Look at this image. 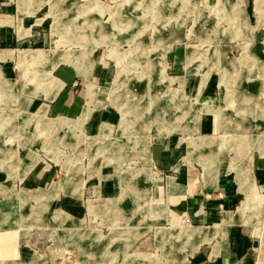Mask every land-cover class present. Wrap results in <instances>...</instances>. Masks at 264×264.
<instances>
[{
  "label": "rangeland",
  "instance_id": "rangeland-1",
  "mask_svg": "<svg viewBox=\"0 0 264 264\" xmlns=\"http://www.w3.org/2000/svg\"><path fill=\"white\" fill-rule=\"evenodd\" d=\"M47 3L38 12L43 18L37 24L36 47L59 51L55 64L75 60L72 63L82 69L81 75L90 72L91 79L78 78L75 85L62 88L52 105L39 111L43 98L33 101L30 110L16 108L17 97L7 95L13 86L0 87L4 105L0 104V170L6 167L10 177L16 172L22 178L34 161L18 158L20 149L51 136L57 151L53 157L46 154L52 161L43 153L40 160H57L58 179L47 189L23 190L18 199L0 196L4 206L0 230L8 233L0 235L7 244L0 247V255L10 256L9 264L14 260L19 264H188V257L206 239V228L194 226L199 223L188 213H177L175 219L169 213L162 182L168 172H161L163 168L151 158V146L170 152L176 161L190 154V160L203 163L200 171L216 179L221 160L235 157L230 167L237 197L229 220L242 222L259 238L264 183L257 177V166H252L253 172L250 164L258 154L264 158V0ZM22 47L34 45L25 42ZM178 48L182 62L176 71L170 55ZM24 53L21 61H37ZM104 63L110 70L107 80L98 76ZM233 63H240V71H234ZM182 75L192 77L186 79V86L175 80ZM214 75L226 80L214 85ZM245 75L253 82L236 85ZM45 76V80L51 77L49 72ZM53 83L43 86L48 98ZM58 84L60 89L62 83ZM70 94L75 101L55 107ZM16 106L20 107L17 102ZM91 108L90 113L108 108L117 115L110 125L93 129ZM215 112L222 117L221 131L199 129L200 119L204 121L207 114L214 117ZM38 115L50 120L52 127ZM32 122H38L37 128L26 134L24 128ZM243 141L254 145L244 146ZM102 168L112 171L108 176L116 180L115 193L97 191L95 180ZM4 187L0 184V189ZM60 191L75 195L62 193L54 199ZM57 206L72 216L61 209L52 213ZM16 240L30 252L16 254Z\"/></svg>",
  "mask_w": 264,
  "mask_h": 264
},
{
  "label": "crops",
  "instance_id": "crops-1",
  "mask_svg": "<svg viewBox=\"0 0 264 264\" xmlns=\"http://www.w3.org/2000/svg\"><path fill=\"white\" fill-rule=\"evenodd\" d=\"M47 1L48 0H0V6L4 10V12L0 14V87L4 85L13 86V88H11L13 89L12 92L9 93L8 91L7 95L17 97L16 102L20 105V107L16 106L15 102L16 108L29 109L28 107L33 101H38V98H43L45 101L42 102L37 111L41 110L42 106H46L43 108L47 109V107L52 105L51 103L55 101L62 88L67 85H75L78 78L91 79L90 72L84 73L83 76L81 75L80 70L82 69L72 63L75 60L60 61L55 64L54 59L55 56H58L59 51L57 52L55 49L44 50L36 47V44L40 42V40L36 38V33H38L37 24H39L43 18L38 16V12L44 5L49 4ZM24 10L27 11L24 12ZM45 40L47 41V34L45 35ZM25 42L34 45V47H22V44ZM181 50L182 49L178 48L170 55V60L171 58L174 60L171 67L176 71L180 69L179 66L182 62ZM24 52H28L29 57L31 52H41L42 56L37 61H31V59L28 58L29 60L24 62L21 61L20 58L21 54ZM49 53L52 54V57L50 58L48 55ZM61 62L64 64H60ZM19 63H22L23 65H20ZM233 65L234 71L237 69L240 71V63H233ZM184 66L187 68L186 65ZM177 67L179 69H177ZM109 71V67L106 63H104L102 68L99 69L98 76L103 80H107ZM48 72L51 77L50 79L45 80V73L48 74ZM31 74H33V78L29 77ZM186 79H192V77L182 75L178 76V79L175 80H179V82L184 83L186 86L188 85ZM225 80L226 79H224V81ZM56 81L58 83H62L60 89V84L53 83ZM171 81L173 80H169V83ZM213 81L214 85L217 86L224 83V81H220L216 75H214ZM245 81L253 82L251 78L246 77L245 75V77H241L239 79L236 85L245 83ZM254 82L258 85L261 84L257 80ZM51 83H53V92L51 93L52 98H48L43 86L48 84L50 85ZM28 84L29 87H27ZM94 84L96 85V83ZM30 85L31 90L29 89ZM73 101H75L74 96L70 94L65 103L60 102L59 104H55V107H64L65 104L68 105ZM0 104L4 106L1 101ZM92 109L93 108L90 109L88 115H90L89 119H91L89 127H93V129H97V127L102 128L104 125H110V121L114 120L117 115L116 111L108 108L99 111L93 110L92 113H90ZM212 116V114H207L205 115L206 118L204 121L203 119H200L199 129L202 131L203 129H207L208 132L214 129V133L221 131V115L218 112H215L214 117ZM87 117L84 116L85 119ZM32 118L34 117H31V119ZM38 119L43 120L44 116L38 115ZM68 120H73V118H68ZM213 120L214 123H212ZM43 121L47 127L49 125H53L50 120L47 121L44 119ZM37 123L32 122L30 123V126H27V128L26 126L25 128L23 127L26 130V134H33L34 131L31 129H36L37 126H34V124L36 125ZM68 128L67 130L70 132V129ZM54 131L59 132L58 129ZM83 131H85V126L83 127ZM232 131L236 130L233 129ZM260 133L261 131L259 130L258 134ZM254 142L249 143L243 141V144L244 146H253ZM55 143L56 141L53 140L51 136L49 139L43 137L34 141L29 146L21 148L18 152V158H20L23 162L34 161V163L22 178H19L16 172L12 174V177H10V171L8 168H1L0 184H4L6 188L4 187L0 189V196H15L18 199L17 194L23 192V190L32 191L35 189H47L54 181L58 180L55 179L57 173L54 166V164L57 163V160H55V163L49 162L48 160H40L42 153L44 155L49 154L53 157V151H57L55 150ZM256 146L253 147V149H257L261 152V150ZM42 149H44L45 153L41 152ZM239 149L241 148L239 147ZM178 151L181 153V149ZM171 155L172 154L170 152L161 151L160 147H150V156L156 161L157 165L163 168L161 172H168L162 176L167 202L165 206L169 209V213L173 214L174 219L177 218V213H188L199 223V225L194 226L206 228V239L202 241L199 248L192 254V258L189 259L188 257V264H264V225L261 227L259 238H256L253 237L252 232L250 233L247 231L242 222L229 220L230 213H235V210H233V204L237 197L236 189L234 187V175H232L230 167L232 160H234L235 157H227L221 160L219 166H224L225 168L219 169L218 166L219 178L216 179V177H209L205 170L200 171L198 166H202L203 163L197 160H190V154H188V156L185 154L182 160L179 159L177 161L173 158L174 156ZM48 158L51 161L53 159L51 157ZM238 162L241 161L238 160ZM250 166L251 168L252 166H257V177L260 182L264 183V158L258 154L256 158L252 160V164H250ZM111 172L112 171H107L106 168L100 169L98 177L95 180L98 181V184L96 185L97 191H101L104 194L116 192V180L113 177L108 176ZM253 177L256 191L259 192L254 173ZM18 183H23V185L15 190ZM238 183L239 190H242L240 181ZM173 186H175V188H173ZM242 191L245 194V191ZM62 193L66 196L72 194L60 191L59 195L54 199L60 197ZM82 195L83 190L81 194H78V196L81 197ZM101 195L102 194H99V197ZM1 207L4 208V206L0 203V208ZM57 209H61L72 216L70 212L59 206H57L52 213ZM7 234L8 233L6 231L0 230V235L5 236ZM254 242H257V245H255ZM14 244L18 247V252L16 254L21 255L23 253L27 254L30 252L27 246H20L17 243V240ZM1 246L7 247V244L0 239V247ZM196 246H198V243ZM9 257L10 256L0 255V262H5L6 264L11 263L12 261H9ZM13 263L19 264L17 260H14Z\"/></svg>",
  "mask_w": 264,
  "mask_h": 264
},
{
  "label": "bare ground",
  "instance_id": "bare-ground-1",
  "mask_svg": "<svg viewBox=\"0 0 264 264\" xmlns=\"http://www.w3.org/2000/svg\"><path fill=\"white\" fill-rule=\"evenodd\" d=\"M163 8V7H162ZM262 9H263V11H264V6L262 7ZM263 18H264V13H263ZM33 53V52H32ZM32 53H30V57H29V54H25L24 53V56L26 57V58H34L35 60H38V59H40V56H41V53L40 54H32ZM258 101V100H257ZM121 105V104H120ZM155 105H156V103H155ZM257 105V104H256ZM260 106V105H259ZM159 106H157V107H155L156 109H154V112H155V115H156V113L157 112H159V108H158ZM125 108V107H124ZM127 111V110H126ZM133 113H134V111L132 110V109H130V110H128V117L129 118H132V116H133ZM131 121V120H130ZM231 123V122H230ZM130 124V123H129ZM75 144V143H74Z\"/></svg>",
  "mask_w": 264,
  "mask_h": 264
},
{
  "label": "water",
  "instance_id": "water-1",
  "mask_svg": "<svg viewBox=\"0 0 264 264\" xmlns=\"http://www.w3.org/2000/svg\"><path fill=\"white\" fill-rule=\"evenodd\" d=\"M257 244V243H256Z\"/></svg>",
  "mask_w": 264,
  "mask_h": 264
}]
</instances>
